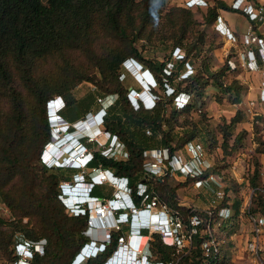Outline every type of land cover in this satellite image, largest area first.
<instances>
[{"label": "trees", "instance_id": "1", "mask_svg": "<svg viewBox=\"0 0 264 264\" xmlns=\"http://www.w3.org/2000/svg\"><path fill=\"white\" fill-rule=\"evenodd\" d=\"M252 1L260 3V0ZM210 2L207 0L204 8L182 5L169 10L174 13L168 22L172 26V48L182 47L184 51L171 62L145 57L138 45L140 40L151 38L154 29L151 20L162 17L166 0H0V89L8 105V111L4 113L0 103V202L9 207L13 216L10 223L0 216V258L3 263L12 264L17 259L13 245L15 236L46 237L45 253L35 254L31 264H71L75 253L89 240L87 214H68L59 197L61 181L71 180L76 169L48 168L39 162L40 152L51 140L46 103L55 93L63 96L62 115L69 121L93 110L99 103L98 97H102L97 94H115L105 107L103 121L107 130L123 142L128 156L113 159L95 151L89 168L102 166L127 177L133 197H136L137 183L143 181L148 190L154 189L171 208L183 214L196 212L202 217L208 216L205 211L178 202V188L190 179L203 178L215 171L214 164L196 177L187 176L185 181L173 184L170 180L173 173L168 168L160 175L146 172L143 152L149 148H165L172 157L177 150L193 142L204 128L186 126L184 132L178 134L173 133L172 122L181 113L190 111L192 100L202 97L208 85L215 87L218 100L223 97L233 103L242 100L245 85L237 77L240 68L232 69L227 61L213 68L209 60L214 42L212 38L207 39L205 28H198V25L211 24L221 36L224 26L220 25L218 10L236 8L224 0ZM194 12L200 14L201 20ZM257 32L262 36L259 30ZM76 51L86 56L87 64L76 61L73 55ZM206 51L208 54H204ZM128 57L148 65L163 90L166 85L171 87L170 106L153 90L159 98L152 107L146 108L142 104L133 107L127 96L129 88L119 80L122 61ZM167 58L172 57L168 55ZM197 59H202L201 63L192 69ZM186 64L192 71L184 74L174 86L176 76L182 70L186 72ZM84 80L91 81L96 91L76 98L73 89ZM180 91L187 92L191 98L182 106H176L173 98ZM240 121L241 115L237 111L222 124L220 146L225 153L230 152L228 138ZM240 133L235 135L229 149L239 145ZM208 138L204 141L211 140ZM165 162L168 163V159ZM92 194L99 196L98 185L92 188ZM227 197L223 196L212 217L217 216L218 206H232L234 221L231 223L230 218L224 225L229 226L226 231L230 234L237 228L239 200L231 204ZM258 206L250 210L264 215V203L260 201ZM23 218L27 220L23 221ZM7 223L10 229L5 235L1 228ZM118 234L111 232L113 244ZM202 240V236H194L193 249L184 258L186 261L198 262ZM152 247L159 258L170 257V246L160 239L153 241ZM109 252L84 264H101Z\"/></svg>", "mask_w": 264, "mask_h": 264}, {"label": "built area", "instance_id": "2", "mask_svg": "<svg viewBox=\"0 0 264 264\" xmlns=\"http://www.w3.org/2000/svg\"><path fill=\"white\" fill-rule=\"evenodd\" d=\"M182 2L187 7L207 4V0H182ZM231 6L245 12L250 24L245 31L244 49L239 52L238 60L231 56V58H227V61L232 69L241 68L247 71L261 72V77L256 84L255 96L248 98L246 104L247 106L262 104L264 113V37L257 32L258 27L264 26V1L256 4L252 0H232ZM223 34L232 41H236L235 34L226 26H224ZM175 49H177L176 52L181 51L180 48ZM181 56L182 54L179 57ZM186 65L190 67L189 64ZM98 101L101 104L104 103L105 97H98ZM177 101L180 102V106L184 104L181 97ZM237 104L240 105L241 101ZM146 131L150 132L148 129ZM111 136L110 144L103 146L101 153L108 157L111 156L113 159L126 158L128 151L123 142L119 140L117 135L112 134ZM187 145L193 152L191 158L187 160L182 159L177 153L169 157L165 148L145 149L143 152L145 156L144 169L147 173L155 175L162 174L165 168H168L173 174L180 172L194 177L202 174L212 163L203 158V148L199 143L189 142ZM165 159H168V163L165 162ZM87 170L91 171L96 177L95 181L100 185L108 183L113 185L115 190L122 192L114 191L112 196L105 198L96 197L95 199L99 201L96 213L100 217L109 218L118 212L120 217L113 226H108L110 231L106 241L103 242V251L97 253L92 251V243L96 244L97 242L91 238L75 253L71 259V264H84L89 259L109 250V254L101 264H138L139 258L145 259L143 264H264V215L252 212L248 202L245 203L248 207H238V211L245 213V218L249 222V231L242 241L235 243L234 233L228 234L226 230L229 226H224L230 218L231 223L234 221L232 206L231 208L227 205L218 206L217 216L212 217L214 209L219 203L213 198L211 206L204 210L208 216L202 217L196 212L183 214L180 210L171 208L165 201H162L154 189L148 190L143 181L137 183L136 197H133L127 177L116 175L112 170L101 166L83 168L81 172L85 173ZM209 179H215L212 172L203 178H196L195 185H208ZM67 182L69 181L63 180L62 184ZM128 195L131 196L132 200L127 203V207L122 208L121 206H124L122 198L126 200ZM216 196L223 198V193L217 191ZM102 210L105 212H100ZM82 212H84L82 209L73 208L69 210L70 214ZM129 216L133 218L134 226H129L126 218ZM164 217L166 222L156 223ZM211 219H213L212 222ZM112 231L119 233L114 244ZM196 234L203 237L200 244L201 255L198 262L190 263L184 258L191 253ZM142 236H145V240L140 246V237ZM157 239L170 246L169 258L158 257L157 252L152 247V242ZM46 243L47 239L43 236L37 239L18 237L14 243L17 259L12 264H31V259L35 254L42 255L45 253ZM81 251H85L86 256H83V259L79 261ZM90 252L94 255H89ZM229 253H231L230 256H228ZM239 253L241 256L237 257Z\"/></svg>", "mask_w": 264, "mask_h": 264}, {"label": "rangeland", "instance_id": "3", "mask_svg": "<svg viewBox=\"0 0 264 264\" xmlns=\"http://www.w3.org/2000/svg\"><path fill=\"white\" fill-rule=\"evenodd\" d=\"M182 5H184L182 0H166L165 6L162 9V17L151 20V24L154 27L151 34V38L149 40L144 39L138 42V45L141 48V51L145 57H156L160 60L163 59L174 62L176 60L175 58H178L184 52L182 47L181 51L178 52H176L177 49L172 48L173 38L170 34L172 26L168 24L169 18L171 17V15L174 14L173 10L171 12L169 10L171 8L179 7ZM195 10L196 8H193V11ZM165 14L169 15L166 16ZM194 14L197 18L201 20V16L199 13L198 15H196V12H194ZM151 27L152 26H150V28ZM198 28H205L207 39L212 38L214 42V46L212 47V54L209 60L210 64L213 65V68H217L218 66L222 65L224 62L227 61V58H231V56L233 58H237L238 60L239 53L234 52L232 44L228 45V42L226 41L225 44L221 46V36L215 31L214 27L211 24L207 26L198 25ZM204 54H208V52L206 51ZM73 55L76 57L77 62L87 64L88 59L85 55H82L80 52L77 51L74 52ZM168 55L172 58L168 59ZM201 60L202 59H197L193 63L192 69L198 66L201 63ZM140 62L141 64H143L144 67H148V65H146L143 61ZM167 65L170 66V63H167ZM191 71V67L188 66L186 72L182 70L181 73L178 74L174 79V86L184 74L189 73ZM238 71L239 72H237V77L242 82H245L244 85L246 84L240 105L237 103L230 102L226 97H223L222 100H218L217 98H215L216 89L213 85L210 84L207 86L202 97H195L194 100H192V108H190V111L188 113H181L176 118V121L172 122V131L173 133L178 134L183 133L184 129H186V126H188L187 128L191 127L192 125L197 126L198 128H204L203 131L201 129V133L196 138H194L193 142L201 144L204 156L202 157L208 159L210 163L216 166L215 171L212 172L215 179H209L207 181L208 185L196 186L195 179H190L189 181H186L187 183L185 185L180 186L178 188V202L185 206H191L199 211H204L209 206H211V204L213 203V198L217 200L216 202H221L222 198H217L216 196L217 191H221L224 197L228 196V203L232 204L235 200H239L238 207L244 208V206H247L248 204L249 208L255 207L257 209L259 207L258 202L261 201L264 203V113L262 111L263 105L250 104L249 106H247L246 104V100L248 98H253L255 96V92L257 91L256 84L261 77V72L253 71L252 73H249L248 71L241 68ZM134 73L136 75H134ZM229 77H231V73L229 74ZM119 80L129 89L135 88L137 90H141L138 91V93L141 94V80L135 70H131L130 72L125 67H121ZM156 81L157 84L155 87H153V89L157 92V94H160L164 100H167L169 103L168 105L170 106L172 104V102L169 101L171 95L165 93V90H163L159 86L157 78ZM95 87L96 86L91 81L84 80L79 82L75 86V88L73 89V94L76 98H80L85 94H88L89 92H95ZM167 91L169 90L167 89ZM133 94L137 95L136 93ZM143 94L145 96V93ZM57 95L58 94L55 93L53 94V97ZM98 95L105 97V102L102 104L97 103L96 105H94L93 110H91L90 112H88V114L85 115V118L87 117L86 120L78 122L77 120H81L84 118L80 117L77 120L69 122L79 127L83 122V126L86 127L92 119H94L95 123L96 120L99 122V115L101 114V112L102 115L104 114V111L101 108L103 107L105 109L106 105L109 103L110 99L114 97L115 94H111L108 96L97 94V96ZM0 98V103L3 112L5 113L8 111V105L5 101L6 96L2 93L1 89ZM152 98L155 100V102H157L159 97L152 96ZM190 98V96L183 95L181 99L182 102H185L187 100L189 101ZM56 101H59V99L56 98ZM175 103L176 106L181 105L180 102L177 100H175ZM237 111L240 112L241 121L237 123L235 130L232 132V135L229 136L228 150H230V152L225 153L220 146L222 140L221 127L226 124L225 122L229 121L231 116H233ZM97 112L98 114L95 115ZM255 112L258 113L256 114ZM101 125L97 126L99 128L98 134L95 135L97 139L88 140L85 142L87 148L92 150L93 152L100 150L102 144L104 143V139L108 134L111 133L107 130L106 125L103 121V117ZM238 132H241V136L238 138L239 145L234 149H229L230 146H232L231 144L233 143V139ZM208 137H211V140L205 142L204 140L209 139ZM176 153L179 154L180 157L184 160L191 158L190 156L193 155V152L189 148V145L185 146V148L183 149L177 150ZM187 176L188 175H182L176 172L172 174L170 180L173 184H175L178 181H185ZM66 180L69 181L70 179ZM62 182L63 181H61V184ZM98 188L99 196H110L113 195L114 191H116L117 193L119 192V190H115V187L113 185H110L108 183L98 185ZM95 208H97V205H95L94 208H91L92 212L96 210ZM65 210L67 209L65 208ZM67 212L69 214L68 210ZM92 212L90 215H87V217L92 216ZM0 216H2L9 223L10 220H12L13 218L12 211L7 205L3 204L2 202H0ZM97 217L98 216H94V222H92L94 226L89 228L87 232L91 235L97 234L98 236H100L103 235L104 232L108 229L106 227L107 225L103 222H99ZM245 217V213L242 211L241 213L238 211L236 214L237 220L235 223L237 228L233 232V238H236L235 243H238V238L247 235L249 231V222ZM26 220L27 218H23V221ZM31 225L32 223L28 226ZM7 226H9L8 223L1 228L2 234L7 235V233L9 232L8 230L10 228H7ZM17 238L18 236H15L13 245ZM144 240V238L140 239V245L143 244ZM230 255L231 253L228 254V256ZM240 256L241 253L237 254V257ZM0 264L8 263H3L2 259L0 258Z\"/></svg>", "mask_w": 264, "mask_h": 264}, {"label": "clouds", "instance_id": "4", "mask_svg": "<svg viewBox=\"0 0 264 264\" xmlns=\"http://www.w3.org/2000/svg\"><path fill=\"white\" fill-rule=\"evenodd\" d=\"M122 67H125L130 72L131 70H135L141 80V94L138 93V91L141 90H137L135 88H130L127 93L128 99L133 107L137 108L140 104H142L146 108L152 107L155 104V100L152 98V96H156V93L153 91V87H155L157 84L156 77L153 72L149 67H144L143 64H141V62L134 57L125 58L122 61ZM134 75L136 74L134 73ZM168 87L169 85H166L165 93H172L173 91H167V89L169 90ZM133 93H136L137 95H134ZM143 93H145V98ZM182 94H187V96H189L187 92L180 91L174 95V100H177L179 97L182 98ZM56 98L59 99V101H56ZM53 104L55 105V107L54 110H51L50 106ZM64 107L65 100L60 94L47 100L46 114L50 126L51 140L47 142L43 150L40 152L39 162L46 167H67L77 170L74 173L73 178L69 180V182L59 185V197L68 211L73 208L82 209L84 211L82 213L90 215L92 212L91 208H93L90 199L99 197L92 194V188L95 185L100 184L95 181L96 177L91 173V171L87 170L85 173H82L81 169L89 168V163L94 159V152L87 148L85 142L97 138L95 135H91L82 130L84 122L80 127L69 122V120H67L62 115V110L64 109ZM101 109L105 112V109L103 107ZM86 118L84 116L83 119L77 121H84L86 120ZM110 134L112 135V133ZM110 134H108L104 139V143L99 150L100 153L103 146H108L110 144L112 139V136ZM51 143H53L54 145L51 146ZM118 193L122 192L119 191ZM131 200V196L129 195L126 200L122 198L124 206L121 207H127V203ZM119 215L120 214L118 212H115V214L111 215L109 218L100 216L97 217L98 221L106 224V227L108 229L104 232L103 235L100 236H98L97 234L91 235L87 232L89 228L94 226V224H92V222H94V217H87L88 226L86 229V234L89 235V240L92 238L93 241L97 242L96 244L92 243V251H94L95 253L103 251V242L106 241L108 232L110 231L108 226H113L116 222H118L120 217ZM126 218L128 219L129 226H134L133 218L131 216ZM164 222H166L165 217L162 220L156 221L157 224ZM89 255L93 256L94 254L90 252ZM83 256H86L85 251L80 252L79 261L83 259ZM143 263H145V259L139 258L138 264Z\"/></svg>", "mask_w": 264, "mask_h": 264}, {"label": "crops", "instance_id": "5", "mask_svg": "<svg viewBox=\"0 0 264 264\" xmlns=\"http://www.w3.org/2000/svg\"><path fill=\"white\" fill-rule=\"evenodd\" d=\"M210 1H211L210 3H212V0ZM224 1L231 6L232 0H224ZM260 1L263 2L264 0H260ZM199 7L204 8L203 5ZM218 12L221 15L220 25L228 27L229 30L232 31L236 36V41L233 42L230 38L226 37L225 34H221V46L225 44V42L227 41L228 45H231V44L233 45L234 52H237V53L241 52L244 49L243 41H244L245 31L248 25L250 24L247 14L239 9L226 10V9L221 8L218 10ZM258 28H259L260 33L264 37V26H260ZM248 72L252 73L253 71H248ZM84 129L86 132H88L91 135H96L99 132V128L96 126L94 119ZM244 237L245 235L242 236L241 238L239 237L238 241H242ZM143 238L145 239V237Z\"/></svg>", "mask_w": 264, "mask_h": 264}, {"label": "bare ground", "instance_id": "6", "mask_svg": "<svg viewBox=\"0 0 264 264\" xmlns=\"http://www.w3.org/2000/svg\"><path fill=\"white\" fill-rule=\"evenodd\" d=\"M144 98H145V96H144ZM54 107H55V105L53 104V105L50 106V109H51V110H54ZM98 112H99V111H98ZM98 112H97L95 115H97ZM101 117H102V112H101V114L99 115V120H100V121L98 122V121L96 120V123H97V124L95 123L96 126L101 125ZM92 120H93V119H92ZM92 120H91V121H92ZM85 125H86V124H85ZM87 126H88V124H87ZM87 126H86V127H87ZM101 126H102V125H101ZM86 127L83 126V127H82L83 129H82V130L85 131L84 128H86ZM51 145H53V144L51 143ZM72 197H73V196H72ZM92 199H93V200H92ZM90 201H91V204H92V207H93V208H94L95 205H97L98 202H99L97 199H94V198H91ZM97 201H98V202H97ZM95 209H96V208H95ZM96 212H97L96 210H94V211L92 212V216H93V217H94V216H99V214H97ZM100 212H105V210H102V211H100ZM132 237H134V236H132ZM143 237H145V236L140 237V239L143 238ZM140 246H141V245H140Z\"/></svg>", "mask_w": 264, "mask_h": 264}]
</instances>
